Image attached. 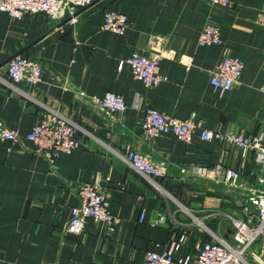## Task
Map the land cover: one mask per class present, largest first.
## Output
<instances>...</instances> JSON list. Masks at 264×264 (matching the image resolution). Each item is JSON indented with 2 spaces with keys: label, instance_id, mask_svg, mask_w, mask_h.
<instances>
[{
  "label": "crops",
  "instance_id": "crops-1",
  "mask_svg": "<svg viewBox=\"0 0 264 264\" xmlns=\"http://www.w3.org/2000/svg\"><path fill=\"white\" fill-rule=\"evenodd\" d=\"M108 11L128 16L123 35L101 30ZM210 12L221 27V47L198 42ZM79 14L73 28L43 13L17 19L0 11V116L22 136L0 142V264H142L149 251L169 249L177 260L196 255L211 239L209 231L232 242L227 215L247 219L240 195L194 172L222 163L255 187L253 158L198 135L190 145L172 135L149 141L142 121L150 105L180 119L194 117L203 129L246 136L264 130V0H233L230 8L205 0H94ZM135 51L160 55L167 80L147 87L136 79L122 66ZM225 54L246 67L222 93L210 79ZM18 55L42 65V82L22 83L20 90L5 83L8 63ZM107 92L125 98V114L106 115L88 98ZM42 104L61 108L93 135L79 134L81 148L60 155L54 166L23 137L41 120ZM127 149L166 163L164 192L113 152ZM96 180L105 184L120 224L111 231L88 220L82 234L66 233L77 190Z\"/></svg>",
  "mask_w": 264,
  "mask_h": 264
},
{
  "label": "built area",
  "instance_id": "built-area-1",
  "mask_svg": "<svg viewBox=\"0 0 264 264\" xmlns=\"http://www.w3.org/2000/svg\"><path fill=\"white\" fill-rule=\"evenodd\" d=\"M205 1L213 7L221 8H230L233 4V0ZM93 2L94 0H0V11L17 19L43 13L52 21L67 20V23L74 28L79 22V11L89 7ZM129 25L130 20L127 15L108 11L104 14L101 30L123 35ZM198 42L201 46H223L221 27L212 12L207 15L206 24ZM160 63V55L149 56L144 52L135 51L122 62V66L127 64L135 78L147 87H157L167 80L161 74ZM245 67L246 63L243 59L225 54L212 71L210 82L220 92H228L240 81ZM8 77L5 83L20 90L18 86L22 83L37 85L42 82L43 67L37 61L18 55L8 63ZM0 80L2 81L1 78ZM88 98L96 108L109 116L125 114L128 110L125 98L114 92ZM42 106L44 112L41 120L23 137L34 143L36 152L54 166L60 155L71 154L81 148L82 141L79 134L86 137H93V135L61 108L49 104H42ZM142 130L146 140L149 141H154L162 135H172L190 145L194 137L198 135L204 141L226 142L240 150L244 157H252L259 170L258 184L248 188L241 183L240 172L222 163L214 167L196 169L194 174L199 178L212 180L216 184L237 191L247 219L242 220L233 215H227L233 230L232 242L220 233L209 231L211 239L204 245L196 247V255L177 260L169 249L161 253L149 251L142 264H264V130L258 134L246 136L234 132L203 129L194 117L180 119L150 105L144 109ZM21 138L19 130L12 128L0 116V142H19ZM113 152L156 190L164 192L160 179L169 174L165 162H156L149 155L131 149L125 152L115 150ZM184 173H186L185 170H183ZM77 196L78 204L71 209V215L65 227L66 233L82 234L88 220L105 223L111 231L116 230L121 220L111 213L110 196L101 180L83 183L77 190ZM181 206V209L185 211L186 208ZM190 216L195 221L201 222L194 215L190 214ZM143 219L141 218V221Z\"/></svg>",
  "mask_w": 264,
  "mask_h": 264
},
{
  "label": "water",
  "instance_id": "water-1",
  "mask_svg": "<svg viewBox=\"0 0 264 264\" xmlns=\"http://www.w3.org/2000/svg\"><path fill=\"white\" fill-rule=\"evenodd\" d=\"M66 22H67V20H66ZM16 57V56H15Z\"/></svg>",
  "mask_w": 264,
  "mask_h": 264
},
{
  "label": "bare ground",
  "instance_id": "bare-ground-1",
  "mask_svg": "<svg viewBox=\"0 0 264 264\" xmlns=\"http://www.w3.org/2000/svg\"><path fill=\"white\" fill-rule=\"evenodd\" d=\"M42 79H43V77H42Z\"/></svg>",
  "mask_w": 264,
  "mask_h": 264
}]
</instances>
